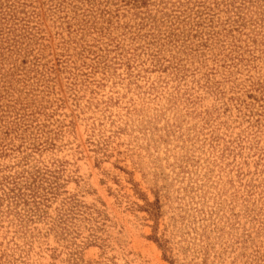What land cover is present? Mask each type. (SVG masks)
I'll return each mask as SVG.
<instances>
[{
    "label": "rangeland",
    "instance_id": "obj_1",
    "mask_svg": "<svg viewBox=\"0 0 264 264\" xmlns=\"http://www.w3.org/2000/svg\"><path fill=\"white\" fill-rule=\"evenodd\" d=\"M0 264H264V0H0Z\"/></svg>",
    "mask_w": 264,
    "mask_h": 264
}]
</instances>
